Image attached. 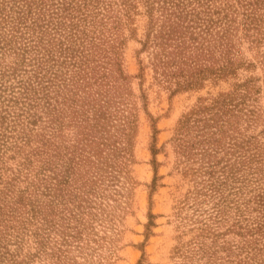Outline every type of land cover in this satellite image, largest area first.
Returning <instances> with one entry per match:
<instances>
[{
	"label": "rangeland",
	"instance_id": "obj_1",
	"mask_svg": "<svg viewBox=\"0 0 264 264\" xmlns=\"http://www.w3.org/2000/svg\"><path fill=\"white\" fill-rule=\"evenodd\" d=\"M144 1L84 87L50 45L28 112L24 39L0 53V264H264V39L239 28L232 67L161 81Z\"/></svg>",
	"mask_w": 264,
	"mask_h": 264
},
{
	"label": "trees",
	"instance_id": "obj_2",
	"mask_svg": "<svg viewBox=\"0 0 264 264\" xmlns=\"http://www.w3.org/2000/svg\"><path fill=\"white\" fill-rule=\"evenodd\" d=\"M134 1L136 0H0V53L15 50L14 43L18 39H24L16 45L21 56L17 54L20 60L15 63L30 66L27 71L23 70V73L29 72L24 82L16 80L19 83V94H13L12 97L14 102H20L18 109H23V104L30 105V100L33 99L31 92L35 93L43 86L41 83L45 81L43 77L47 70L46 62L53 55L49 53L50 45L54 46L58 42L59 52L64 54V59L67 58L68 63L76 67L78 77L75 81H84L86 72L80 74V71L89 61L87 57L96 53L104 57L103 51L107 46L111 48L112 43L120 36ZM144 2L151 16L146 35L151 34L150 42L156 48L153 67L161 81L169 82L171 77L188 75L197 79L204 73L220 74L226 68L229 69L237 51L231 37L237 34L239 28L246 37H251V42L257 41L256 37L264 39V0ZM79 20H82L81 23ZM95 22L104 24V29L99 34L92 35L94 30L87 27H95ZM107 24L109 26L106 27ZM66 28L69 29L65 31ZM50 33L52 37L48 36ZM107 38L110 41H106ZM102 43L105 46L100 47ZM25 52L28 53L26 57L23 56ZM104 62L102 58V63ZM10 68L12 72L16 70L14 65ZM101 75L107 78V74ZM92 79L96 81V76ZM86 81L82 87L86 86ZM109 87L112 88L113 84ZM20 97L24 98L19 100ZM235 107L233 104L228 110L233 111ZM223 108L217 107L219 111H223L215 113V122L226 111ZM22 111L28 112L27 109ZM32 114L29 112L24 117ZM248 160L252 158L248 157ZM50 189H47L48 193ZM26 197L23 194L17 195L13 201L15 205L9 206L10 211L15 212L23 207L24 211L31 212V216L36 217L37 212L41 213L37 208L38 202L35 205L30 197Z\"/></svg>",
	"mask_w": 264,
	"mask_h": 264
}]
</instances>
